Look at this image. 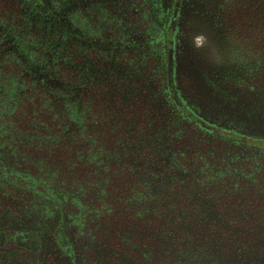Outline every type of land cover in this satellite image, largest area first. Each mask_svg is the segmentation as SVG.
<instances>
[{
    "label": "flooded vegetation",
    "instance_id": "af4514ba",
    "mask_svg": "<svg viewBox=\"0 0 264 264\" xmlns=\"http://www.w3.org/2000/svg\"><path fill=\"white\" fill-rule=\"evenodd\" d=\"M0 264H264V0H0Z\"/></svg>",
    "mask_w": 264,
    "mask_h": 264
}]
</instances>
